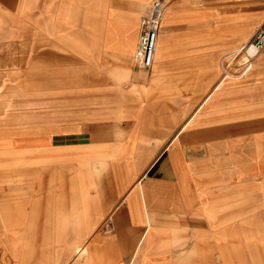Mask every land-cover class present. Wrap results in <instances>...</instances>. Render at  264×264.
Listing matches in <instances>:
<instances>
[{
  "label": "rangeland",
  "instance_id": "374dc122",
  "mask_svg": "<svg viewBox=\"0 0 264 264\" xmlns=\"http://www.w3.org/2000/svg\"><path fill=\"white\" fill-rule=\"evenodd\" d=\"M155 1L145 0L138 17L115 0H0L1 264H57L55 248L62 225L51 223L56 216L46 217L52 194L62 193L65 207L58 219L63 221L65 244L60 264L93 263L90 239L95 234L112 236L113 212L124 199L117 179L123 176L129 184L146 171L130 161L139 147L157 139L153 137L157 130L170 131V136L161 138L168 143L186 129L181 138L207 158L218 155L222 145L227 154L234 145L244 151L255 144L258 168L262 166L264 83L257 82L254 93L237 92L257 72L264 53L263 49L250 59L247 68L248 55L239 49L264 23L252 37V33L235 36L233 44L242 42L236 46L224 40L226 48L209 55L206 74L194 72L199 67L168 70L159 58L160 48L150 72L139 67L135 52ZM222 2L203 0L202 5L216 10L223 8ZM114 8L131 14L126 17ZM165 12H173V17L167 20ZM195 16L194 11H174L172 4L164 9L161 30L170 31L171 56L215 46L216 25L207 24V38L197 42L183 32L185 26H172L192 24ZM202 19L216 20L217 15L205 13ZM200 80L208 83L206 89L196 88ZM81 102L97 105L86 110ZM137 131L142 145L128 138ZM50 180L63 181L59 187L64 192L49 191ZM139 183L126 186L125 193ZM201 186L205 195L224 196L219 209H237L242 227L247 225L239 235L242 245L222 248L220 255L237 264L240 259L242 264H264V180H202ZM92 196L103 208L90 211L97 203ZM3 208L22 219L12 232L5 228ZM70 230H79L78 237ZM228 239L224 232L217 242L227 244ZM79 245L85 250L73 260L72 250ZM182 255L197 260L193 251L184 250ZM214 255L220 264L219 253Z\"/></svg>",
  "mask_w": 264,
  "mask_h": 264
},
{
  "label": "crops",
  "instance_id": "0c3cea01",
  "mask_svg": "<svg viewBox=\"0 0 264 264\" xmlns=\"http://www.w3.org/2000/svg\"><path fill=\"white\" fill-rule=\"evenodd\" d=\"M115 1L127 4L131 13L138 17L146 5L143 3L145 0ZM146 1L149 4L151 0ZM222 1L223 8L213 10L202 5L203 0H174V2L166 0L165 9L169 4H172L174 11H194L196 13V21L192 24H173V27L185 26L186 29L183 32L197 42L207 38L205 34L207 24H213L216 25L214 33L216 32L218 39L212 48H208V46L192 48L186 50L184 54L174 53L171 56V35L169 29L164 27L158 38L159 58L164 67L168 66V70L172 67L196 69L199 67L194 72L201 75L206 74V69L209 67V55H214L213 53L226 48L223 46L224 40L229 43L228 46H236L242 42L233 44L235 36L252 33V37L257 28L264 23V0ZM114 9L126 17L131 14L125 13L122 9ZM209 12H215L217 19L203 20V15ZM165 15L169 20L173 17V12H165ZM220 41L221 43H219ZM220 46L221 48H219ZM257 64V72L248 76L244 85L239 87V89H244L237 94L254 93L257 89V82L264 83V53ZM59 74L63 77L62 72ZM201 79L203 80L202 77ZM202 80H200V84L196 85L197 89L203 90L208 87V83ZM222 83L221 80L216 84L215 89L207 95L201 106L214 95ZM80 104L89 110L92 105H97V102H81ZM184 132L186 129L180 130L178 134L174 130L172 133L176 134L167 143L161 138L170 136V131L157 130L153 134V137H157V139L149 140V144L139 147L137 156L131 158L130 162L140 170L147 169L140 174L141 177L137 181L132 180L129 183L135 184L140 181L134 191L125 193L126 186L129 184L119 174L120 177L117 180L120 183V194L124 199L113 212L112 236L95 234L90 239L89 248L94 253L93 263L90 264H216L215 251L221 258L220 264H237L226 258L225 255H220V250L229 246L239 248L242 245L240 232L247 225L243 224L244 227H242L241 214L237 209H219V203L224 202L222 200L225 198L224 196L219 193L205 195L203 191L200 192L203 189L201 182L202 180H264V161L258 168L255 144L248 146L244 151L239 150L240 146L234 145L232 146L234 150H228L227 154L225 145H222L220 152L215 157L201 156L202 150L199 147L189 144L181 138ZM128 138L135 139L137 144L143 142V139L140 141L139 131ZM53 147L63 148L55 145ZM120 166L124 168V164H120ZM57 169H59L58 166ZM54 184L58 185V188L55 189ZM49 185L52 186L49 187V191L51 190L52 193L55 190L64 192V188L59 187V185L63 186L61 180H50ZM91 200L97 203L90 206V211L93 210V207L103 208L97 198L92 196ZM200 201H206V204ZM64 207V193L56 196L52 194L46 218L56 216V219H51V223L56 224L57 228L62 225V229H60L62 241L57 240L58 244L55 248L57 264L64 260V258H60L65 244L64 228L63 224H60L63 221L58 219L63 217ZM72 212L75 217L76 210L74 209ZM1 216L5 218L7 223L5 228L8 232H12L13 227L22 221L14 211L7 212L5 208H3ZM253 222V218L249 219L248 225L251 226ZM70 232H77L74 237H78L79 230H70ZM224 232L229 235L228 243L222 241L220 244L217 240H219V235ZM79 249L81 251L77 254ZM84 250L85 247L77 246L72 250V259L74 260ZM184 250L193 251L197 255V260L192 261L182 255ZM97 255L100 256L97 257ZM1 262L0 257V264ZM242 262L243 260L240 259L239 264Z\"/></svg>",
  "mask_w": 264,
  "mask_h": 264
},
{
  "label": "built area",
  "instance_id": "2783aa9c",
  "mask_svg": "<svg viewBox=\"0 0 264 264\" xmlns=\"http://www.w3.org/2000/svg\"><path fill=\"white\" fill-rule=\"evenodd\" d=\"M164 9H165L164 0L155 1L150 14L151 16L144 20V29L136 53V62L138 63L139 67L147 71H150L154 65L157 42L161 31V23H162ZM253 46L256 48V53L254 55H250L248 54V51ZM263 49H264V25L257 31V33L253 36V38L247 42V44H245L243 47L239 49V51L245 50V53L248 55L247 68L251 67V60L253 59V57L256 56ZM231 56L233 55H230L226 58H229ZM225 60L226 59L223 60V64L225 63Z\"/></svg>",
  "mask_w": 264,
  "mask_h": 264
},
{
  "label": "bare ground",
  "instance_id": "6f19581e",
  "mask_svg": "<svg viewBox=\"0 0 264 264\" xmlns=\"http://www.w3.org/2000/svg\"><path fill=\"white\" fill-rule=\"evenodd\" d=\"M165 15V14H164ZM139 40H140V38H139ZM157 49H158V42H157V48H156V52H157ZM256 53V48L253 46V47H251V49L248 51V54H250V55H254ZM135 54H136V52H135ZM155 56H156V54H155ZM152 69H153V67H152ZM152 69L150 70V72L152 71ZM228 73V72H227ZM81 251V249H79V250H77V254L79 253Z\"/></svg>",
  "mask_w": 264,
  "mask_h": 264
}]
</instances>
